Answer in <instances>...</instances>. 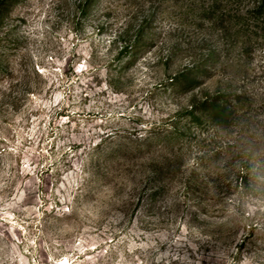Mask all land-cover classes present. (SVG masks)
Returning <instances> with one entry per match:
<instances>
[{
  "label": "rangeland",
  "instance_id": "374dc122",
  "mask_svg": "<svg viewBox=\"0 0 264 264\" xmlns=\"http://www.w3.org/2000/svg\"><path fill=\"white\" fill-rule=\"evenodd\" d=\"M0 66V264H264L263 0H20Z\"/></svg>",
  "mask_w": 264,
  "mask_h": 264
},
{
  "label": "trees",
  "instance_id": "16d2710c",
  "mask_svg": "<svg viewBox=\"0 0 264 264\" xmlns=\"http://www.w3.org/2000/svg\"><path fill=\"white\" fill-rule=\"evenodd\" d=\"M20 0H0V17L10 16L14 7ZM264 3V0H263ZM144 52V51H143ZM146 52V51H145ZM4 69L0 66V75H3ZM206 72H192V74L175 76L171 85L184 90L195 88L199 84L198 78L205 76ZM242 96L217 97L206 100L204 103L193 107L190 111L193 120L199 125H211L222 130H233L241 119ZM206 122V123H204Z\"/></svg>",
  "mask_w": 264,
  "mask_h": 264
}]
</instances>
